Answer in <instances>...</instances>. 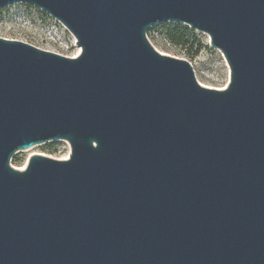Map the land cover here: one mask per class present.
<instances>
[{
	"label": "water",
	"instance_id": "obj_1",
	"mask_svg": "<svg viewBox=\"0 0 264 264\" xmlns=\"http://www.w3.org/2000/svg\"><path fill=\"white\" fill-rule=\"evenodd\" d=\"M60 21L68 57L0 37V264H264V0H0ZM185 23L218 89L146 32ZM65 140L67 159L14 154Z\"/></svg>",
	"mask_w": 264,
	"mask_h": 264
},
{
	"label": "rangeland",
	"instance_id": "obj_2",
	"mask_svg": "<svg viewBox=\"0 0 264 264\" xmlns=\"http://www.w3.org/2000/svg\"><path fill=\"white\" fill-rule=\"evenodd\" d=\"M167 29L176 32L181 40L170 39ZM46 33H52L59 38L60 45L53 43ZM146 35L159 52L187 60L201 85L218 89L227 85L229 67L222 53L210 45L206 33L185 23L165 22L149 28ZM0 37L21 40L41 49L61 47L64 52L72 54L80 49L76 44H71V35L57 19L26 3H16L0 9ZM36 153L55 159H67L70 146L65 140L38 144L14 154L10 165L22 169L28 158Z\"/></svg>",
	"mask_w": 264,
	"mask_h": 264
},
{
	"label": "built area",
	"instance_id": "obj_3",
	"mask_svg": "<svg viewBox=\"0 0 264 264\" xmlns=\"http://www.w3.org/2000/svg\"><path fill=\"white\" fill-rule=\"evenodd\" d=\"M59 22V24L71 35V38H72V40H71V44H73V45H75V41H76V39L74 38V36L69 32V30L60 22V21H58ZM46 36H49L50 37V40L53 42V43H57L58 45H60V43H61V40H59V38H57L54 34H52V33H46ZM45 50H49V51H52V52H55V53H58V54H61V55H65V56H68V57H71V58H73V57H76L77 55H76V53L75 54H72V53H66V52H64V50H62V48L60 47V48H58V47H54V48H52V49H45ZM18 169V168H17Z\"/></svg>",
	"mask_w": 264,
	"mask_h": 264
},
{
	"label": "trees",
	"instance_id": "obj_4",
	"mask_svg": "<svg viewBox=\"0 0 264 264\" xmlns=\"http://www.w3.org/2000/svg\"><path fill=\"white\" fill-rule=\"evenodd\" d=\"M165 26V25H164ZM168 37L174 41L181 40V37H178V34L176 32H172V30H168Z\"/></svg>",
	"mask_w": 264,
	"mask_h": 264
},
{
	"label": "bare ground",
	"instance_id": "obj_5",
	"mask_svg": "<svg viewBox=\"0 0 264 264\" xmlns=\"http://www.w3.org/2000/svg\"><path fill=\"white\" fill-rule=\"evenodd\" d=\"M79 52H80V49H78V51L76 52V55H77ZM207 87H208V86H207ZM23 168H24V167H23ZM23 168H22V169H23Z\"/></svg>",
	"mask_w": 264,
	"mask_h": 264
}]
</instances>
